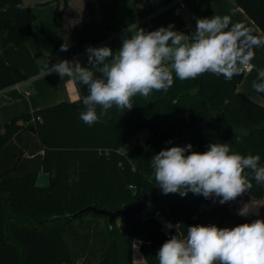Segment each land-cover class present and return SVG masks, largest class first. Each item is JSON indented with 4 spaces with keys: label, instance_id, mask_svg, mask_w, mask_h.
<instances>
[{
    "label": "trees",
    "instance_id": "1",
    "mask_svg": "<svg viewBox=\"0 0 264 264\" xmlns=\"http://www.w3.org/2000/svg\"><path fill=\"white\" fill-rule=\"evenodd\" d=\"M139 1L147 5L150 0ZM235 4L264 32V0ZM67 8L68 0L57 4L54 24L59 29ZM34 20L22 0H0V90L24 80L1 53L8 45H22ZM173 77L166 93L137 95L130 111L113 107L92 126L79 118L81 100L60 102L5 124L0 135V264H74L81 255L96 264H133L130 240L116 229L117 219L143 240L139 250L144 263L159 264L156 253L167 239L154 219L158 209H147L142 222L135 218L136 224L117 218L109 225L106 217L92 213L70 216L87 206L111 212L133 206L143 191L150 201L154 185L162 192L150 166L162 149L191 144V151L203 153L210 143H228L234 153L259 155V166H264V104L237 91L243 72L231 80L211 73L185 81L175 73ZM77 86L81 97L88 94L86 86ZM259 96L264 101V93ZM142 130L151 133L146 145L123 155L128 140ZM22 133L37 145L22 141ZM245 171L252 183L245 194L264 199L261 183L251 170ZM40 173L48 177L45 187L36 185ZM163 196L171 210L179 194ZM182 200L188 202L185 216L171 230L178 239L187 236L188 226L198 225V209L207 203L191 192Z\"/></svg>",
    "mask_w": 264,
    "mask_h": 264
},
{
    "label": "clouds",
    "instance_id": "2",
    "mask_svg": "<svg viewBox=\"0 0 264 264\" xmlns=\"http://www.w3.org/2000/svg\"><path fill=\"white\" fill-rule=\"evenodd\" d=\"M195 23L191 35L174 31L172 24L151 32L133 24L134 32L128 28L130 36L122 38V46L115 54L107 46L86 48L90 67H82L77 59L61 60L51 66L47 63L44 67L48 75L56 73L61 79L68 77L87 87L88 94L81 97L77 92L76 99L84 106L79 118L89 126L113 107L130 111L137 95L148 98L153 91L166 93L174 83L173 73L181 81L205 73L231 80L253 69L254 49L264 46V36L252 35L250 28L232 23L227 15L197 18ZM67 50L68 46L61 45V52ZM258 75L261 82L253 81L252 87L264 93V71ZM191 149V144L174 146L151 158L150 166L162 194L185 197L191 192L225 204L252 188L246 169L254 173L257 183L264 182L259 155L234 153L228 143H210L203 153ZM238 215L247 217L249 204H244ZM165 227L172 229L173 225ZM156 258L159 264H264V220L232 228L188 226L187 236L167 239Z\"/></svg>",
    "mask_w": 264,
    "mask_h": 264
},
{
    "label": "crops",
    "instance_id": "3",
    "mask_svg": "<svg viewBox=\"0 0 264 264\" xmlns=\"http://www.w3.org/2000/svg\"><path fill=\"white\" fill-rule=\"evenodd\" d=\"M27 0V8L35 15L31 33L18 47L8 45L2 50V58L10 67L16 68L24 77L19 83V90L12 86L0 90V135L5 124L13 117L32 113L35 110L58 104L76 101L77 84L68 77L60 78L58 74L48 75L45 64L58 63L61 60H79L82 67H88L86 48L109 47L113 53L122 46V38L130 36L128 28L135 24L145 32L160 27L174 25V31L191 35L195 31L197 18L229 16L232 23H243L252 30V35L264 36L248 16L235 4V0H150L146 5L139 0H68V8L62 16V28L54 24V13L61 0ZM77 4V5H76ZM115 35V47L108 41ZM68 50L61 52V45ZM255 57L251 61L252 71L244 74L237 86V91L250 100L263 105L264 101L253 87V81L261 82L259 72L264 71V46L254 49ZM29 91L28 97L21 95ZM48 177L38 174L36 185L45 187ZM264 190V182H261ZM249 204V215H238L239 209ZM256 219L264 220V199H255L243 193L235 201L220 204L217 199H207L197 212L198 225H220V228H232L240 224L251 223ZM137 258V264H145ZM87 260V261H86ZM90 261V259H89ZM86 255H81L74 264L89 263ZM92 260L90 264H96ZM133 261V258H132Z\"/></svg>",
    "mask_w": 264,
    "mask_h": 264
},
{
    "label": "rangeland",
    "instance_id": "4",
    "mask_svg": "<svg viewBox=\"0 0 264 264\" xmlns=\"http://www.w3.org/2000/svg\"><path fill=\"white\" fill-rule=\"evenodd\" d=\"M22 4L24 5V7H27V0H22ZM88 67L90 66L88 65ZM28 124L24 123L25 126ZM150 136H151V133L149 131L142 130L137 135H135L134 137L128 140L124 148L121 150L122 154L128 155L129 153H131L132 151L136 149L143 148L146 145L147 141L151 138ZM22 137H23L22 141H27L30 147L34 148L35 145H37L35 143V140L28 137L25 133H22ZM130 164H132V162H130ZM135 168H136L135 165L132 164V170H134ZM152 191L153 193H152L150 201L147 204V207L141 210L139 213H137L135 218L138 221L142 222V219H144L143 217H145L146 215L147 209L156 208L158 210H157V213L154 214V219L159 223V225H160V222H165L166 220L168 222H171L172 224H176V225L179 224L180 221H182V219L185 216L187 203H188L187 200H182V197H179V196L175 197L173 207L170 210L169 208L166 207V203L164 201V196L162 192L155 185L153 186ZM161 207L163 208L165 207L166 212L164 213L161 212V209H160ZM121 223H122L121 219H117L116 229L119 230L120 233H122L125 238L130 240V252L133 258L132 263L134 264V260L137 259L135 258L137 253L136 254L134 253L133 243L135 241H139L142 244L143 240H141L135 233L134 235L133 231L131 232L127 226H123ZM135 244H139V243L135 242Z\"/></svg>",
    "mask_w": 264,
    "mask_h": 264
},
{
    "label": "water",
    "instance_id": "5",
    "mask_svg": "<svg viewBox=\"0 0 264 264\" xmlns=\"http://www.w3.org/2000/svg\"><path fill=\"white\" fill-rule=\"evenodd\" d=\"M149 201V195L147 192L143 191L141 194V198L130 207H123L120 210L111 212L105 209H99L95 206H87L85 208L80 209L77 213L71 215V218H76L83 214L92 213L97 216L106 217L108 220V224L111 225L114 220L117 218H123L126 223L136 224L135 215L143 210Z\"/></svg>",
    "mask_w": 264,
    "mask_h": 264
},
{
    "label": "built area",
    "instance_id": "6",
    "mask_svg": "<svg viewBox=\"0 0 264 264\" xmlns=\"http://www.w3.org/2000/svg\"><path fill=\"white\" fill-rule=\"evenodd\" d=\"M177 2L179 3V5H180L181 7H183L179 0H177ZM115 35H116V33H112V34L110 35L108 41H109L110 43H112L115 47H117V46L115 45V43H114V41H115ZM120 48H121V47H120ZM83 55L87 56V55H86V51H84ZM251 71H252V70H251ZM243 73H244V74H247V73H249V71L245 70V71H243ZM12 87H13L14 89H16V90H19V83L14 84ZM21 95H22L23 97H28V96L30 95V92H29V91H22V92H21ZM37 120H39V118H37ZM169 223H170L171 225H173V228H172V229H177L176 224H172L171 222H168L167 220H166L165 222H160V231L163 233V235L165 236L166 239H170V237H171V230H172V229H167V228L165 227V225H166V224H169ZM175 226H176V227H175ZM135 242H137V243H139V244H136V247H134V253H135V254L137 253V254H136V257L138 256V258L143 259L142 254L140 253V250H139L140 245H141V242H139V241H135ZM135 242H134V243H135ZM134 264H137V259L134 260Z\"/></svg>",
    "mask_w": 264,
    "mask_h": 264
}]
</instances>
